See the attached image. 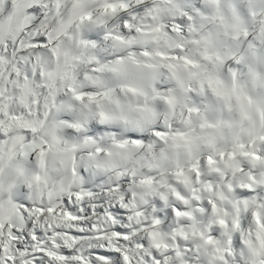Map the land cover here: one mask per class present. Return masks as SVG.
I'll list each match as a JSON object with an SVG mask.
<instances>
[{"label": "clouds", "instance_id": "9594fccd", "mask_svg": "<svg viewBox=\"0 0 264 264\" xmlns=\"http://www.w3.org/2000/svg\"><path fill=\"white\" fill-rule=\"evenodd\" d=\"M0 241L264 264V0H0Z\"/></svg>", "mask_w": 264, "mask_h": 264}, {"label": "snow or ice", "instance_id": "6c2138e0", "mask_svg": "<svg viewBox=\"0 0 264 264\" xmlns=\"http://www.w3.org/2000/svg\"><path fill=\"white\" fill-rule=\"evenodd\" d=\"M40 6L44 7L45 5L41 4ZM93 39H95V37H93ZM47 43L48 42L47 40H45L44 37L40 38L41 45L46 47ZM156 134L161 135L160 132H157ZM41 155H43V152L41 153ZM251 194L252 193L250 191H244L240 193L241 196H245V197L250 196ZM88 195L91 194L89 193ZM77 198L82 199V197H77ZM65 203H67V201ZM21 211H22V215L24 217H27L33 210L31 206L28 205L26 206V210L22 209ZM49 211H51V209ZM73 211L74 209H68L67 216L69 219H72L73 221L79 222L81 224L79 228L75 229L72 232V236L74 238L73 242L75 243L76 248H79L82 243L86 244L87 241L91 238L90 232L93 226L89 223L88 229L85 230V228L83 227V221L79 216H73L72 215ZM81 211H91V210L82 209ZM116 211L118 212L121 211V208L117 207ZM35 212L39 214L41 219L46 214L45 210L40 208L35 209ZM169 216H171V212L169 213ZM36 222L39 223L40 221L37 220ZM156 223H159V221H156ZM32 227L33 225L31 222L27 223V228L31 229ZM22 232L29 243L35 242L43 235V233L40 231H34L32 235H29L28 232L25 231L24 229H17L16 227H12L8 235L11 240L15 241L19 239V236ZM115 234L121 239V242H124L129 239L127 235V231L125 229L117 228ZM76 237H79L80 239L77 240L75 239ZM237 246H239V241H237ZM0 247L3 248L4 252L9 251L7 245L3 244L2 241H0ZM17 247L21 249V254L24 255L25 253L22 250L23 246L18 244ZM53 247L60 248L58 244L50 245L49 247H40L36 249V254L41 256L45 261H48L49 264H128L129 261V257L127 253L123 252L118 247L103 251H96L95 249H93L92 251L95 253V258L91 260V262L86 261L83 258V256L77 255L75 248H71V246L60 248V251L58 252L55 250H51ZM157 247H159V245H157ZM154 259L157 262V264H160V259H161L160 256H155ZM4 264H16L15 258L13 256H6L4 258ZM36 264H39V261H37Z\"/></svg>", "mask_w": 264, "mask_h": 264}]
</instances>
